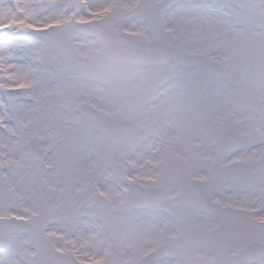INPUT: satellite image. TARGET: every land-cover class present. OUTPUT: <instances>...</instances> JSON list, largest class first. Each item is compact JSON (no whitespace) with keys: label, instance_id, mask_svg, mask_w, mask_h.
Wrapping results in <instances>:
<instances>
[{"label":"snow or ice","instance_id":"6c2138e0","mask_svg":"<svg viewBox=\"0 0 264 264\" xmlns=\"http://www.w3.org/2000/svg\"><path fill=\"white\" fill-rule=\"evenodd\" d=\"M0 264H264V0H0Z\"/></svg>","mask_w":264,"mask_h":264}]
</instances>
